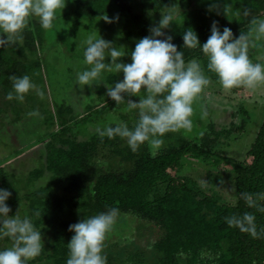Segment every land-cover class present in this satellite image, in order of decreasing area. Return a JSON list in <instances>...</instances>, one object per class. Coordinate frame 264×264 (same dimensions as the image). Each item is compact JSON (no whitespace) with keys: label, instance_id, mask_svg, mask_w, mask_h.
Returning a JSON list of instances; mask_svg holds the SVG:
<instances>
[{"label":"trees","instance_id":"trees-1","mask_svg":"<svg viewBox=\"0 0 264 264\" xmlns=\"http://www.w3.org/2000/svg\"><path fill=\"white\" fill-rule=\"evenodd\" d=\"M69 1L70 9L64 17L74 16L76 36L83 19L108 8L126 14L132 22L126 35L132 39L136 34L135 40L150 34L149 29L161 19V11L175 6L177 23L172 22L163 31L173 37L172 42L184 52L186 61L196 58L205 70L207 59L199 48H183L186 28L196 31L204 43L211 34L213 21L218 22L221 31L228 27L238 37L242 31H249L253 19H264V0H231L226 13L217 9L223 7L225 0H214L213 4L210 0ZM210 5H216L217 11H209ZM43 31L34 20L25 29L21 43L0 48V80L8 89L11 76L29 75L40 66L39 62L29 64L27 59L42 44ZM130 62L127 59L125 63ZM117 75L108 74L105 81L114 86ZM207 75L214 84L218 83L215 74ZM99 89L97 95L101 100L80 114H73L72 105L66 103L49 114L50 118L43 124L44 136L39 141L42 154L37 163L41 165L25 173L0 165V188L12 193L7 201L9 214L20 208L29 214L36 209L41 212L35 223L42 231L44 247L31 264H66L67 244L74 234L68 230L69 225L113 206L120 209L118 219L131 216L152 225L159 234L156 241L147 240L149 250L145 253L139 245H134V249L108 244L112 241L113 233H110L104 248L108 264H264V234L253 237L236 227H228L224 220L225 216L253 212L258 231L264 228V212L249 208L241 197L242 192H264V104L262 122L242 159L218 152L224 143L236 139V123L218 129L210 122L196 142L179 140L178 132L168 133L159 150L145 144L133 152L119 137L101 139L96 135L95 127L110 119L127 121L130 126L135 120L134 112L123 111L124 103L117 107ZM125 98L139 100L126 94ZM244 127L243 124L240 129ZM190 155L212 172L213 176L207 178L213 183L220 180L219 174L233 175L237 194L234 204L218 194H206L201 184L180 174ZM42 179L49 183L34 187ZM18 187L21 194L16 190ZM8 244L7 239L0 240V248Z\"/></svg>","mask_w":264,"mask_h":264},{"label":"clouds","instance_id":"clouds-1","mask_svg":"<svg viewBox=\"0 0 264 264\" xmlns=\"http://www.w3.org/2000/svg\"><path fill=\"white\" fill-rule=\"evenodd\" d=\"M65 5L66 0H0V48L21 43L31 18H36L45 31L55 28L57 15ZM216 7L210 5L209 11ZM224 11L226 13L227 8ZM177 15L175 6L161 11L158 25L151 27L150 34L136 42L130 53V63L120 62L126 55L123 47L113 46L100 35L89 34L80 40L79 48L83 52L80 63L84 67L76 72V85L83 88L104 82L106 95L117 107L124 103L125 113H135L131 126L127 121L114 118L97 125L95 133L101 139L119 137L133 152L145 144L154 151L159 150L165 143L166 134L193 131L197 102L211 82L207 73L215 74L224 90L254 89L264 84V63L254 62L249 55L257 42L264 41V19H253L249 31H242L238 37H234L228 27L221 31L218 22L213 21L211 34L204 43L200 42L196 31L186 28L183 48H199L207 59L206 73L200 60L186 61L184 52L172 42L173 37L163 31L172 22L177 23ZM103 19L112 22L107 15ZM120 72H123V79L115 81L114 86L105 81L107 74ZM10 80L11 90L6 95L10 101L22 103L31 91L41 98L45 95L27 74L13 75ZM125 94L139 97V100L126 99ZM28 115L37 116L38 112ZM199 115L205 121L209 117L202 104ZM203 135L202 129L198 136ZM11 195L8 189L0 188V240L9 241L8 246L0 248V264H31L44 247L42 231L35 223L41 212L36 209L29 214L20 208L10 215L7 201ZM241 197L249 208L264 212V192H242ZM119 216L120 209L113 206L69 225L68 230L74 234L67 244L66 264H108L105 241ZM224 220L228 227H236L253 237L264 234V228L258 231L253 212L225 216Z\"/></svg>","mask_w":264,"mask_h":264},{"label":"rangeland","instance_id":"rangeland-1","mask_svg":"<svg viewBox=\"0 0 264 264\" xmlns=\"http://www.w3.org/2000/svg\"><path fill=\"white\" fill-rule=\"evenodd\" d=\"M230 1L225 0L223 7L217 9L223 11L224 8H231ZM208 2L213 4L215 1ZM69 3L70 1L66 0L64 9L58 13L55 28L43 31L44 40L37 52L28 54L27 62L29 64L40 63V66L34 69L29 76L37 85V89L44 91V97L41 98L36 95L35 91H31L25 96L22 103L16 100L10 101L6 99V95L11 88L5 87L0 80V165L2 164L6 168L23 170L25 173V171L41 165V162L37 163V161L42 154L39 149L41 146L39 141L44 136L45 127L43 124L50 118L49 114L54 113L55 107L62 103L72 105L75 112L73 114L77 115L86 110L88 106L101 100L102 97L97 95L99 88L107 92L104 82L93 84L91 87L85 85L83 88L75 83L76 72L84 67L80 63L83 59L82 49L79 48L81 39L89 34L100 35L105 40L111 41L113 46L123 47L126 50V55L120 58V62L125 63L127 59L131 61L130 53L138 40L134 39L136 34L132 39H128L126 35L127 30L132 28V22L126 17V14L105 8L101 14L83 19L80 24L81 29L76 36L74 16L66 15L64 17L70 9ZM105 15L112 22L105 21L103 19ZM116 17L118 19H115ZM34 20L37 19L31 18L29 24H32ZM257 45L259 46L249 50V55L254 62L264 63V41L257 42ZM110 59L108 57L107 61L110 62ZM117 76V81L122 80L123 72L118 73ZM201 104L209 112L207 121L200 119L199 106ZM263 104L264 84L254 89L239 87L224 90L219 83L214 84L211 81L201 100L197 102V111L193 117V131L191 133L178 132L179 140L196 142L200 137L198 136L199 131L205 130L210 122H214L218 129L230 127L232 123H236V137H234L236 139L224 143L218 152L222 156L242 159L247 155L262 122ZM33 111H37L38 115L29 116L28 113ZM244 116L247 118L246 122ZM52 123L54 122L51 121ZM243 124L245 127L240 129ZM8 126H12L11 129L8 130ZM188 160L180 173L181 175L197 181L208 195L218 194L227 203L234 204L236 202L237 194L233 175L219 174L220 180L213 183L209 181V177L207 178V175H212L210 170L204 169L192 155L188 157ZM47 183L49 180L42 179L34 184V187H41ZM25 186L29 187L30 185L22 187ZM16 190L18 194H21L20 187ZM111 233H113L110 236L112 241H109L108 244L116 243L118 247L130 246L132 248L134 245H139L145 253L149 250L146 244L147 240L156 241L159 234L152 225L140 223L136 218L127 215L118 219Z\"/></svg>","mask_w":264,"mask_h":264},{"label":"crops","instance_id":"crops-1","mask_svg":"<svg viewBox=\"0 0 264 264\" xmlns=\"http://www.w3.org/2000/svg\"><path fill=\"white\" fill-rule=\"evenodd\" d=\"M11 127H12V126H8V130L11 129ZM8 130L6 129V131H8Z\"/></svg>","mask_w":264,"mask_h":264}]
</instances>
